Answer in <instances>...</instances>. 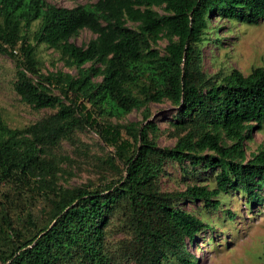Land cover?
<instances>
[{
    "label": "trees",
    "instance_id": "1",
    "mask_svg": "<svg viewBox=\"0 0 264 264\" xmlns=\"http://www.w3.org/2000/svg\"><path fill=\"white\" fill-rule=\"evenodd\" d=\"M213 12L258 24L264 0H97L75 7L0 0V53L16 62L14 90L37 109L58 108L25 128L9 126L0 111V184L45 185L38 210L31 204L13 213L8 201L2 203L1 264H113L106 226L116 210L126 219L131 232L126 251L137 264H197L189 246L210 227L183 202L201 201L218 210L222 193L238 191L251 207H264V148L248 159L244 150V141L264 127V66L248 75L234 69L220 79L205 74L202 45L210 40ZM36 22L32 42L29 31ZM83 29L96 38L79 45L72 38ZM162 36L168 38L164 52L154 47ZM39 44L59 52L77 73L44 74ZM162 101L177 107L173 147L162 148L151 138L153 122L122 125L107 119L143 109L147 121L150 103ZM87 127L116 146L124 173L101 190L58 186L51 148ZM124 129L132 141L124 138ZM169 161L189 163L193 175L200 165L218 169L216 187L162 191L159 178Z\"/></svg>",
    "mask_w": 264,
    "mask_h": 264
},
{
    "label": "rangeland",
    "instance_id": "2",
    "mask_svg": "<svg viewBox=\"0 0 264 264\" xmlns=\"http://www.w3.org/2000/svg\"><path fill=\"white\" fill-rule=\"evenodd\" d=\"M47 1L65 7L81 4L92 6L97 2V0ZM155 9L160 14L165 13L162 7ZM210 17L208 29L210 40L202 45V70L207 76L220 79L234 69L248 75L254 68L264 66V20L258 24H247L220 17L214 12ZM128 24L135 27L131 22ZM38 27L39 23L36 22L29 31L32 42H35L33 37ZM217 35L221 37L219 42L215 40ZM94 38L96 35L93 32L83 29L72 38V41L83 45ZM167 44L168 38L162 36L154 47L164 52ZM37 53L44 74L57 71L77 73L76 68L67 66L61 60L59 52L47 44H39ZM15 80V60L0 53V111L9 126L25 128L58 111V108L37 109L24 102L14 90ZM54 93L59 92L55 89ZM149 107L151 116L147 121L143 118V109H134L119 118L107 119L114 124L122 125L153 122L156 128L150 131L151 138L153 137L162 148L173 147L178 139L173 125L177 107L170 101L150 103ZM71 135L70 139H63L59 145L51 148L49 155L54 156L59 166L56 175L58 186H84L95 191L104 189L121 178L124 166L116 155V146L106 143L92 127L77 130ZM123 136L131 140L125 129ZM231 143L229 141V144ZM260 148H264V127L261 130H254L252 138L244 141L247 159ZM204 168L202 165L198 166L196 169L199 174L193 175L189 173L192 169L189 163L181 165L176 161L166 162L164 172L159 178V187L165 192L184 191L188 186L195 184L215 188L216 174L219 170ZM40 187H45L40 181H31L27 186L2 182L0 209L2 203L8 201L14 210L13 213L24 212L31 204L36 205L38 210L41 207ZM220 199L223 204L218 210L206 208L201 201L189 200L181 205L210 227L199 233L196 243L189 246L191 253L198 259L197 264H264V207H251L247 198L238 191L222 193ZM229 211L234 214L233 217H230ZM125 221L124 214L116 210L106 226L107 250L113 258V264H137L126 251L130 245L131 232L125 226ZM166 264L178 262L172 260Z\"/></svg>",
    "mask_w": 264,
    "mask_h": 264
}]
</instances>
